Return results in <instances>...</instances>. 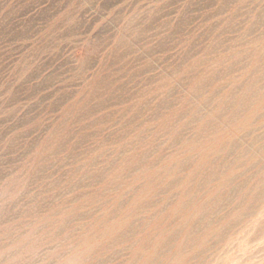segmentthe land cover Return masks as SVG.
Masks as SVG:
<instances>
[{
  "label": "rangeland",
  "instance_id": "obj_1",
  "mask_svg": "<svg viewBox=\"0 0 264 264\" xmlns=\"http://www.w3.org/2000/svg\"><path fill=\"white\" fill-rule=\"evenodd\" d=\"M263 190L264 0H0V264H264Z\"/></svg>",
  "mask_w": 264,
  "mask_h": 264
},
{
  "label": "bare ground",
  "instance_id": "obj_2",
  "mask_svg": "<svg viewBox=\"0 0 264 264\" xmlns=\"http://www.w3.org/2000/svg\"><path fill=\"white\" fill-rule=\"evenodd\" d=\"M258 89V88H257ZM166 117V116H165ZM142 132H144V131H142ZM217 168H214L213 170H212V173H210V174H213L214 172H215V170H216ZM128 172V171H127ZM59 184V183H58ZM69 184V183H68ZM71 185V184H70ZM68 188V187H67ZM236 191H239V187L238 188H236ZM264 191V190H263ZM262 191V192H263ZM228 199V198H227ZM229 200V199H228ZM119 229V228H118Z\"/></svg>",
  "mask_w": 264,
  "mask_h": 264
}]
</instances>
